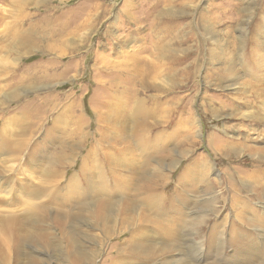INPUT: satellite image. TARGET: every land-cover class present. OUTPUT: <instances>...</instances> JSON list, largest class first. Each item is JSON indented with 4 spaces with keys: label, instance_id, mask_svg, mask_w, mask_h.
Here are the masks:
<instances>
[{
    "label": "rangeland",
    "instance_id": "rangeland-1",
    "mask_svg": "<svg viewBox=\"0 0 264 264\" xmlns=\"http://www.w3.org/2000/svg\"><path fill=\"white\" fill-rule=\"evenodd\" d=\"M0 264H264V0H0Z\"/></svg>",
    "mask_w": 264,
    "mask_h": 264
}]
</instances>
